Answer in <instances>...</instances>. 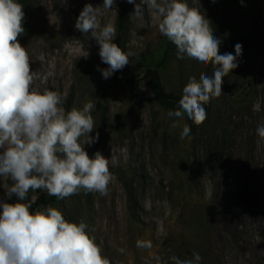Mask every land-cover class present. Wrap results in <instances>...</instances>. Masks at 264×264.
Listing matches in <instances>:
<instances>
[{"label":"rangeland","instance_id":"374dc122","mask_svg":"<svg viewBox=\"0 0 264 264\" xmlns=\"http://www.w3.org/2000/svg\"><path fill=\"white\" fill-rule=\"evenodd\" d=\"M18 2L25 13L18 41L38 77L34 86L60 93L66 111L91 100L96 127L89 135L99 138L85 151L110 158L112 148L118 158L110 164L107 196L81 190L51 206L69 222L83 220L94 229L112 264H157V256L160 264H173L169 257L190 259L193 252L200 264H264V140L256 134L264 125V0H187L211 21L222 54L235 55V45H242L238 67L223 78L221 96L204 105L207 118L199 126L186 115L168 117L135 71L138 62L161 55L165 38L146 4L134 17L135 4L127 0H115L111 10L102 7L104 0ZM86 4L99 7L102 25L117 28L118 17L128 16L126 52L135 55L108 79L98 70L108 67L98 43L75 29ZM213 72L211 64L178 59L176 51L161 78L167 92L182 95L190 76ZM257 101L261 110L253 112ZM185 125L193 135L181 139ZM10 184L0 177V202H17L5 195L3 185ZM138 240L150 241L151 248H138Z\"/></svg>","mask_w":264,"mask_h":264},{"label":"clouds","instance_id":"9594fccd","mask_svg":"<svg viewBox=\"0 0 264 264\" xmlns=\"http://www.w3.org/2000/svg\"><path fill=\"white\" fill-rule=\"evenodd\" d=\"M216 2V0H212ZM135 4L131 16L141 17L144 10H154L158 30L177 49V58L185 57L214 68L209 77L190 76L182 89L176 110L167 116L183 118L185 115L195 125L207 118L204 105L219 98L223 78L238 67L242 45H235V55L220 51L222 41L214 35L211 21L187 0H127ZM115 0H104L102 7L111 10ZM24 6L18 0H0V177L11 181L3 185L5 195L17 202H0V264H112L103 255L102 244L97 243L91 232L94 229L81 220L69 222L58 208L51 205L30 211L36 197L30 192H46L58 200L78 194L98 193L107 196L113 180L110 164L118 158L111 148V157L97 151L89 157L84 145H91L99 138L89 135L95 126L91 100L82 108L66 111L63 97L54 90L40 91L34 86L38 79L30 68V55L18 37L24 34ZM75 29L85 36L91 34L99 45V57L108 67L98 69L104 79L122 70L135 53L124 51L114 38L117 34L113 23L102 25L99 7L86 4L75 22ZM81 56L89 52L80 42ZM39 59H45L42 53ZM253 112L261 110L259 101L252 105ZM191 128L184 126L181 139L189 137ZM264 140V125L256 128ZM83 138V142H82ZM150 241H137L138 248H151ZM120 253L124 249H118ZM160 264V257L156 258ZM173 264H200L202 257L193 252L192 258L171 256Z\"/></svg>","mask_w":264,"mask_h":264},{"label":"trees","instance_id":"16d2710c","mask_svg":"<svg viewBox=\"0 0 264 264\" xmlns=\"http://www.w3.org/2000/svg\"><path fill=\"white\" fill-rule=\"evenodd\" d=\"M127 21H128V16L120 15L118 17L117 28H116L117 34L114 41L124 51H126L127 49V30H126ZM250 37L251 39H254L253 35H251ZM176 51L177 49L175 45L165 37L163 43V50L159 57H157L155 60L150 59V60L138 62L135 66V71L141 73V78L145 82L149 91L153 94L155 102L159 107H161L165 111L176 110L178 106V101L181 97V95H176L174 93L167 92L161 78V70H163L168 66ZM188 122L189 124H192V121L189 119ZM191 133L193 135V132ZM60 201L61 200H58L54 196H48L46 193L38 196L33 206L47 207L49 205H54Z\"/></svg>","mask_w":264,"mask_h":264}]
</instances>
